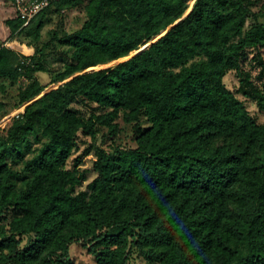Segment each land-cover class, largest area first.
<instances>
[{
    "label": "trees",
    "instance_id": "trees-1",
    "mask_svg": "<svg viewBox=\"0 0 264 264\" xmlns=\"http://www.w3.org/2000/svg\"><path fill=\"white\" fill-rule=\"evenodd\" d=\"M68 1L7 23L39 40L46 12ZM193 1L90 0L59 37L51 85L34 55L0 44V78H30L20 104L50 87L0 133V264H74L76 241L97 264H128L134 249L150 264H264V125L224 82L236 71L264 111V83L241 67L264 49V14L259 0ZM80 98L103 110L79 113ZM120 116L137 147L98 149L91 181L67 167L78 132L115 134Z\"/></svg>",
    "mask_w": 264,
    "mask_h": 264
},
{
    "label": "rangeland",
    "instance_id": "rangeland-1",
    "mask_svg": "<svg viewBox=\"0 0 264 264\" xmlns=\"http://www.w3.org/2000/svg\"><path fill=\"white\" fill-rule=\"evenodd\" d=\"M89 3L90 0H72L62 6L55 5L50 8L45 15L46 22L42 29L41 38L34 40L21 32L11 30L7 20L15 17L12 0H0V44L5 43L25 55H34L36 62L42 63L45 67L44 70L35 71L34 77L43 85H51L54 74L61 70L64 65V48L59 43V37L64 32H73L82 26L88 17ZM194 3L195 0L191 5ZM254 10L257 12L262 11L264 14V0H259ZM262 20L264 21V17ZM166 32L167 30L163 31L159 37ZM149 46V44H145L133 54L140 53ZM262 59L264 62V49L249 48L241 61L242 69L250 73L251 80L259 86L264 83V67L262 61L260 62ZM92 69L94 68L91 67L89 70ZM29 81L30 78L25 72L16 80L0 78V101L2 102L0 106V133L4 134L7 131L14 118L24 111L26 105L34 102L50 89V87H47L40 95L24 104H20L19 94L28 85ZM224 82L238 98L245 102L248 110L257 118L258 122L264 125V111L259 108L256 100L240 90V77L237 72L230 71L225 76ZM71 108L86 116H89L92 112L103 110L97 104L83 98L75 102ZM117 122L119 131L115 134H112L107 126H101L95 137L78 132L76 145L67 167L72 168L78 163L82 168L91 169L89 172V181H91L96 176L92 168L94 161L97 159L98 149L113 151L117 147H137V134L133 123L125 121L122 116L117 119ZM39 145L40 143L34 140L28 157L34 155ZM21 166L22 164L15 165L16 168ZM0 225L8 224L0 219ZM27 240V237H23L22 246L25 245ZM70 255L74 264H97L95 256L90 253L89 248L84 245L83 241H76L70 245ZM128 264L150 263L138 250L134 249L131 251Z\"/></svg>",
    "mask_w": 264,
    "mask_h": 264
},
{
    "label": "built area",
    "instance_id": "built-area-1",
    "mask_svg": "<svg viewBox=\"0 0 264 264\" xmlns=\"http://www.w3.org/2000/svg\"><path fill=\"white\" fill-rule=\"evenodd\" d=\"M60 0H12L15 17L23 20V26L28 25L32 19L43 9Z\"/></svg>",
    "mask_w": 264,
    "mask_h": 264
}]
</instances>
